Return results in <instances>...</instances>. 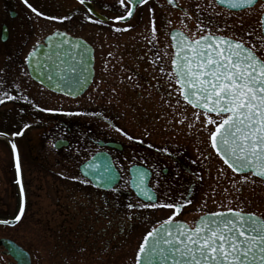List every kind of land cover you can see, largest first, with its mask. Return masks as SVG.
Wrapping results in <instances>:
<instances>
[{
    "label": "flooded vegetation",
    "instance_id": "obj_1",
    "mask_svg": "<svg viewBox=\"0 0 264 264\" xmlns=\"http://www.w3.org/2000/svg\"><path fill=\"white\" fill-rule=\"evenodd\" d=\"M190 1L196 0H174L173 4H169L168 0H152V7H157L162 13L166 12L162 29L159 30L157 22L155 33L151 26L147 28L144 23L142 25V20L130 26L135 15L130 21L121 23L105 15L95 4V10L102 18L88 13L91 20L88 19L86 35L69 32L73 37L83 38L88 46L87 51L92 53L93 78L83 95L87 96L86 109L91 120L90 123L77 127L71 120L73 113L70 111L65 114L69 120L66 122L60 114L47 116L46 110H40L43 114L40 125L42 129H64L54 141V146L58 141L57 150L64 148L73 153H58L57 164L60 170L53 175L52 184L39 186L43 193L39 196L42 197V207L39 208L37 218V224L41 228L39 236L44 243L52 245L45 252H55V261L52 259L54 264H78L79 260L93 264L95 258L104 259L105 255L108 256L111 247L123 249L127 240L134 241L141 237L143 228L157 226L172 214V209L135 206L149 202L141 200L131 189L130 168L133 166H142L149 171L148 185L156 198L155 203L184 204L175 217L177 222L191 225L201 216L197 214H205L203 175L196 164L189 162L187 165L168 148H157L148 142L147 135L142 137L140 134L138 138L129 139L131 136L121 134L120 141L108 131L110 128L120 129L123 112L168 111L173 108L175 96L169 95L172 89L167 76L160 72V67L163 65L165 69L170 68L168 54L170 51L174 54L170 36L174 29H180L190 37H198L199 26L203 24L212 31L220 29L217 34L241 39L237 37V31L244 23L248 26L251 20L249 11L259 3L264 4L263 0H258L254 7L235 12L220 7L215 0H197L200 10L189 5ZM151 10L153 12V8ZM174 11L180 15L174 17ZM215 11H220L221 14L217 15ZM263 13L264 11L260 14V20ZM238 14L244 16L239 19ZM96 19L104 23H93L92 20ZM176 20L180 22L177 28L174 26ZM5 25H0V47L4 48L0 54H4L6 61L11 63L16 44L10 38L8 26L4 37ZM117 28L127 30L117 31ZM164 34L166 41L161 40V35ZM153 36L156 37L155 40ZM20 65V69L17 67L16 70L28 74L25 61ZM20 107L26 113V105ZM23 114L22 117L29 122L28 116ZM195 140L203 142L204 138L199 135ZM200 150L203 151V147ZM81 152L87 158L79 164L77 158ZM101 153L111 157L119 173V183L112 190L97 187L80 171L81 164ZM188 156L193 161L189 154ZM167 160L176 168L165 167L164 162ZM187 175L192 180H187ZM188 200L191 203H187ZM129 204L134 205L132 208L138 216H124ZM166 210H171V214L155 224L158 214L162 216Z\"/></svg>",
    "mask_w": 264,
    "mask_h": 264
},
{
    "label": "rangeland",
    "instance_id": "obj_2",
    "mask_svg": "<svg viewBox=\"0 0 264 264\" xmlns=\"http://www.w3.org/2000/svg\"><path fill=\"white\" fill-rule=\"evenodd\" d=\"M88 2L95 4L111 19L126 14L125 8L120 5L119 0H88ZM28 3L44 15L39 16L33 13L23 0H0V25L6 24L9 27L10 38L16 44L14 45L11 63L6 61L4 54H0V99L5 100L4 103L0 104V133L13 136L19 153L22 183L26 196V211L23 219L18 225L11 228L0 226V238L12 239L25 248L31 254L32 264H54L55 256L53 254L55 252H45V249H50L52 245L49 246L44 243L39 236L41 228L37 224V218L39 217V208L42 207V197L39 196L43 194L40 192L39 186L46 183L52 184L53 175H56L60 170L57 164L58 153L68 155H73V153L64 148L60 150L54 148V141L64 132L63 128L49 129L44 134V131L37 127V121L36 123H32V121L43 116L40 113L41 109L46 110L45 115L47 116L60 114L59 116L65 118L66 122L69 120L66 119L65 114L70 111L73 113L71 120L76 123L77 127L86 125L84 124L86 122L90 123L91 115L86 109L88 106L86 95L74 101L51 94L30 80L26 72L22 73L16 69L17 67L20 69V64L24 63L31 47L54 31L67 30L70 33L85 36L87 17L90 15L85 8L79 5L78 0H28ZM189 5L200 10L197 0L190 1ZM152 6V1L140 6L130 26L142 20L141 24L144 23L149 28L150 21L154 20L155 24L158 22V28L161 30L166 12L162 13L160 9ZM151 8H153V12ZM11 11L16 13L14 18L10 17ZM262 11H264V4L261 3L249 11L251 20L248 19V26L246 23L240 26L237 37L249 44L259 43L257 34L261 33V29L258 21H260ZM215 12L217 15L221 14L220 11ZM152 14L154 19H152ZM172 15L176 17L180 13L174 11ZM44 16H67L71 18L60 21L45 19ZM243 16L244 14H238L239 19ZM162 18L163 21H161ZM179 23V20L174 21V26L179 27ZM166 39L165 34L161 35L162 41H166ZM3 51L4 48L0 47V53ZM169 62L170 55L168 54ZM5 92L16 97V99L7 100L3 95ZM174 96L173 108L168 111L155 110L149 112L146 110V112L121 113L120 131L110 128L108 129L109 134L120 141L121 134H127L132 138H138L140 134L142 137L147 135L148 142L156 145L157 148L165 150L168 148L172 154L178 156L187 165L189 162L196 164L195 166L199 167L203 175V187H200L203 188L205 196L204 213L232 207L242 209L245 212H256L258 215H264V182L251 177L250 182L238 183L242 175L234 174L228 170L213 153L207 140L208 133L203 130L201 123L203 116L197 120L193 115L195 110L188 108L182 99L177 104V96ZM20 105H26V113L23 112ZM76 106L77 109H75ZM22 114L29 115L31 123L26 122V118H23ZM16 132H21L22 135H13ZM199 135L200 138H204L203 142L195 140ZM201 147H203V151L200 150ZM188 154L193 161L189 160ZM86 158L87 156L81 152L77 158L78 163L80 164ZM164 166L176 168L170 160L165 161ZM221 169H223V174ZM186 179L192 180V177L187 175ZM19 206L20 192L14 158L8 141L0 139V219H14ZM170 214L171 210L164 211L162 216L158 214V220L155 224ZM201 214L203 213L200 212L197 215ZM128 215L133 217L138 216V213L133 208H126L124 216L128 217ZM152 227L154 225L143 228L139 239L127 240L123 249L111 247L108 256L105 255L104 259L102 257L95 258L93 264H135L140 242ZM49 243L51 242L49 241ZM11 262L10 258H5L0 254V264H10ZM77 263L91 264L80 262V260Z\"/></svg>",
    "mask_w": 264,
    "mask_h": 264
},
{
    "label": "snow or ice",
    "instance_id": "obj_3",
    "mask_svg": "<svg viewBox=\"0 0 264 264\" xmlns=\"http://www.w3.org/2000/svg\"><path fill=\"white\" fill-rule=\"evenodd\" d=\"M23 2L36 15H44L28 0ZM78 2L86 6L88 0ZM146 2L140 0L142 4ZM217 2L229 9H241L252 5L254 0ZM119 3L126 14L114 17L118 22L133 15L128 5H133L135 0H119ZM168 3L173 4L174 0H168ZM86 12L91 13L92 8L86 7ZM44 18L63 21L71 17ZM87 18L91 20L90 16ZM92 22L104 23L100 19ZM258 24L262 31L257 34L259 43L256 44L217 34L220 29L212 31L203 24L199 26L198 37L175 32L171 37L175 52L169 54L170 68L160 67V72L167 76L172 89L169 95L177 96V104L182 99L196 109L193 115L197 120L203 116V130L208 133L207 140L215 154L233 173L242 174L238 183L250 182L253 176L264 181V20L258 21ZM150 26L155 33L154 20L150 21ZM56 35L65 34L57 32ZM69 43L67 39L61 40L57 48ZM32 58L33 53L30 52L25 59L31 61ZM48 78L52 79L51 76ZM3 95L7 100L16 99L7 92ZM4 102V99H0V104ZM0 135L7 136V133ZM11 147L15 153V143ZM221 172L223 174V169ZM16 174L20 176L18 159ZM144 176L145 173H140L141 183ZM17 183H21L19 179ZM20 191L23 197L22 184ZM138 195L150 203L137 204L136 207L173 211L158 227L154 226L146 233L137 250L135 264H264V215L226 207L222 211L207 213L189 225L175 219L183 203H155L154 196L146 188H140ZM187 203H191V200ZM128 207L134 205L129 204ZM24 212L21 202L14 220L19 222ZM0 223L8 224L9 221L0 220Z\"/></svg>",
    "mask_w": 264,
    "mask_h": 264
},
{
    "label": "water",
    "instance_id": "obj_4",
    "mask_svg": "<svg viewBox=\"0 0 264 264\" xmlns=\"http://www.w3.org/2000/svg\"><path fill=\"white\" fill-rule=\"evenodd\" d=\"M256 1L257 0H254V3ZM254 3L245 8L253 6ZM141 4L142 3H140V0H135V3L131 5L133 13L137 6ZM221 6L228 8L226 5ZM85 7L92 8V13L96 17H99L91 3L88 2ZM14 16L15 14L12 13V17ZM128 19L123 21H127ZM262 20H264V14L262 16ZM57 32L63 33L65 35H56ZM57 32L47 36L43 43L36 45L32 49L31 53H33V58L31 61L26 60L28 72L30 77L35 82L44 86L48 90L70 98H78L85 93L93 78L92 53L91 51H87L88 46L82 39L73 38L64 31ZM175 32L178 31H174L172 35ZM4 37L6 36L4 35ZM49 37L52 39L50 40ZM64 39H67V41L70 43L65 44L63 48L58 49L57 44ZM49 57L51 58L49 59ZM61 60L64 61L63 64L60 63ZM73 68L75 71H72ZM49 76L52 77L51 80H49ZM0 138L6 139L11 145L14 143L12 137L9 135H0ZM56 147H59V145L57 144ZM14 154L17 162V149ZM81 171L86 178L91 180L93 184L100 188L112 189L119 182V173L115 169L111 157L105 153L95 155L90 161L81 166ZM140 173L147 174L144 169L139 167H134L130 170L132 177L131 186L133 190L138 195L140 188H146L154 196L152 190L148 187L147 177L143 180V183H141ZM18 179L21 182L20 176ZM19 185L21 187V183ZM138 185L140 187H138ZM138 196L143 199V197L140 195ZM143 200L147 201L145 199ZM155 200L156 198L154 196V201ZM22 202L25 208L24 195L22 197ZM8 221V224L0 223V225L15 226L18 223L14 219ZM0 248L4 249L3 255L9 256L14 260L13 264H31V258L29 254L14 241L7 238H1Z\"/></svg>",
    "mask_w": 264,
    "mask_h": 264
}]
</instances>
